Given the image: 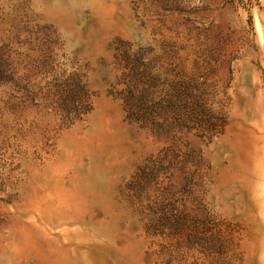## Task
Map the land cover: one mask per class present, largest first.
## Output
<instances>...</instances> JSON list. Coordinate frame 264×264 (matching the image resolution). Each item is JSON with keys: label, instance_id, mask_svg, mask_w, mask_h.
<instances>
[{"label": "rangeland", "instance_id": "374dc122", "mask_svg": "<svg viewBox=\"0 0 264 264\" xmlns=\"http://www.w3.org/2000/svg\"><path fill=\"white\" fill-rule=\"evenodd\" d=\"M0 264H264V0H0Z\"/></svg>", "mask_w": 264, "mask_h": 264}, {"label": "trees", "instance_id": "16d2710c", "mask_svg": "<svg viewBox=\"0 0 264 264\" xmlns=\"http://www.w3.org/2000/svg\"><path fill=\"white\" fill-rule=\"evenodd\" d=\"M133 95H132V98L129 100L126 98V96H124V100L126 99V102L128 104H131V105H136L138 107V111L136 113H133L132 114V117H134L136 120H139L141 121L143 124H153L154 121L152 120V118L150 116H148L147 111L148 109L146 108V104H149V102H151L152 100L151 99H148V95L145 93V95H143V97L145 98V100L142 99L141 95L139 94H136L134 91H130ZM143 113V114H141Z\"/></svg>", "mask_w": 264, "mask_h": 264}]
</instances>
